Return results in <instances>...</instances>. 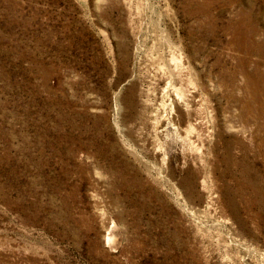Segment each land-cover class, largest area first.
Returning <instances> with one entry per match:
<instances>
[{"label":"rangeland","instance_id":"374dc122","mask_svg":"<svg viewBox=\"0 0 264 264\" xmlns=\"http://www.w3.org/2000/svg\"><path fill=\"white\" fill-rule=\"evenodd\" d=\"M0 264H264V0H0Z\"/></svg>","mask_w":264,"mask_h":264}]
</instances>
